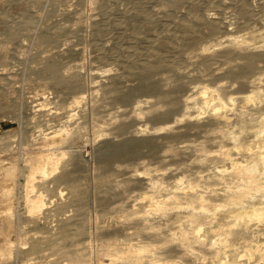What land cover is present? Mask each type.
Masks as SVG:
<instances>
[{
	"label": "bare ground",
	"instance_id": "1",
	"mask_svg": "<svg viewBox=\"0 0 264 264\" xmlns=\"http://www.w3.org/2000/svg\"><path fill=\"white\" fill-rule=\"evenodd\" d=\"M169 3L175 7L179 1ZM192 4L186 6L190 17L186 11L165 15L164 32L156 29L159 10L122 9L119 29L148 49L137 60L120 63L123 73L102 83L86 85L79 71L60 65L58 52L46 51L41 66L32 67L51 81L31 86L29 113L24 103L13 107L23 123L35 126L23 148L8 142L0 155L14 168L0 166V264H20L19 253L53 243L47 236L31 243L19 234L17 249L10 237L16 231L14 175L22 172L17 160L26 168L23 204L29 222L37 225L47 208L39 182L87 180V172L78 178L86 161L73 149L85 140L83 126L50 123L45 113L57 103L55 97L72 95L70 111L93 90L108 95L117 114L101 119L97 105H91L89 142L96 144V164L90 169V196L107 213L130 217L115 228L113 216L104 227L96 216L74 222L82 236L73 238L74 251L66 253L64 264H264V12L255 13L250 0H227L228 16L219 7L197 13ZM14 15L15 23L24 19L25 26L39 16ZM106 19L111 21V13ZM7 46L0 54L11 58L16 47ZM0 81V92L16 88L4 72ZM75 115L87 114H67ZM42 121L45 128L36 123ZM63 144L71 148L69 155ZM64 156L68 160L62 163ZM117 173L124 175V184H111Z\"/></svg>",
	"mask_w": 264,
	"mask_h": 264
},
{
	"label": "rangeland",
	"instance_id": "2",
	"mask_svg": "<svg viewBox=\"0 0 264 264\" xmlns=\"http://www.w3.org/2000/svg\"><path fill=\"white\" fill-rule=\"evenodd\" d=\"M169 1L171 0H40L39 2L35 0H0V10L12 13L10 17H5L0 13V47L7 44H9L7 47H16V53H12L11 58L8 55L0 54V72H4L14 82L13 86H16L14 90L0 92V108L3 109L0 116V155L5 153L3 148L5 143L11 142L16 147L23 148L30 140V133L34 130L35 123H23L22 119L17 117V112L13 110V107L24 103L25 111L29 113L27 101L30 100L29 97L34 92L31 86L38 82L50 84V75L37 70L32 71V67L35 69L41 66L43 61L41 57L46 54V51L61 53L60 65L71 68L70 71H79L86 85H90V82L91 84L102 83L112 75L123 73V66L120 63L127 62V60L135 61L137 60L136 56H140L148 49L146 43L135 41L129 31L119 29L117 23L121 18L122 9L128 8L131 12L159 10L156 29L163 30V32L166 29L164 24L167 22V18L164 16L169 12L179 16L181 12L185 11L189 15L190 9L186 7L189 6V3H193L197 13H212L219 7L222 9V13L224 11L223 14L226 13L225 16L229 15L227 0H177L179 3L175 7H171ZM250 1L254 5L255 13L258 10L264 12V0ZM102 8L106 9V13ZM20 11L37 13L39 15L38 22L33 26H25L23 16L21 23L16 24L13 19V17L15 18L14 13ZM108 13H111V21L106 19ZM190 15L192 16L193 12ZM131 22L133 25L137 23L134 20ZM124 32L127 34H123ZM165 36L169 43L171 37H169L168 31ZM99 45L102 47V52H100L101 49H98ZM132 50L136 55L132 54ZM101 54L104 55V58L100 57ZM90 93L92 96H88L80 106L70 107V111L68 109L72 95L53 98L57 103H52L50 110H46L45 114H49V118L52 120L50 123L69 125V128L83 126L81 134L86 141L76 143L73 149L80 151L83 160L86 161V166L84 164L78 173L81 175L78 178H84L82 175H85L86 172L88 175L86 174L85 177L87 180L79 179L73 185L58 182L50 183V185L38 183L39 188L47 195V208L39 217L40 225L29 222L30 218L27 216L23 204V178L26 168L22 165V161L20 164L17 160L18 167L22 172L14 175L18 180L16 190L12 192L15 202L12 210L14 212L12 224L16 231L11 232L10 237L14 241L15 248L20 247L16 243L19 234H22L31 243H35L44 236L50 238V242L53 241L51 245L41 251L35 250L29 254L19 253L18 256L22 260L20 264L35 262L38 264H64L63 259L66 253L74 251L76 243L73 242V238L82 236L81 230L74 225V222H87L86 219L96 216L99 226L104 227L110 220L108 218L113 216L111 225L112 228H115L120 220L130 217L120 218L119 216L123 213H107L90 196L92 189L89 186V179L93 166L96 164V144L89 142L91 105H97L96 113L101 119H107L117 114V106L108 102V95H104L101 90H93ZM68 112L87 115L84 118H78L75 115L70 119L67 116ZM36 123L46 127L43 121ZM5 136L6 138L1 140ZM68 147L64 146L62 149L69 151V155L71 148ZM16 155L17 158L20 157L19 152ZM67 160L66 157L62 163ZM11 162L1 158L0 166L7 167L12 172L14 168ZM123 179L124 175L121 173L113 174L111 184H124ZM48 187L49 189H47ZM60 190L62 195L59 194ZM100 248L98 244L94 245V250L99 255L101 254ZM88 250L91 251L89 248L82 251ZM104 261L106 260L104 259ZM254 262L251 261L249 264Z\"/></svg>",
	"mask_w": 264,
	"mask_h": 264
}]
</instances>
